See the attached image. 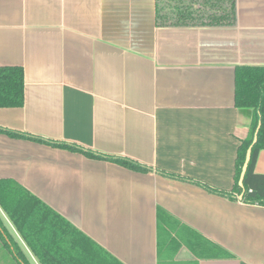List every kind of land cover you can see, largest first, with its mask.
I'll use <instances>...</instances> for the list:
<instances>
[{
	"label": "crops",
	"instance_id": "obj_1",
	"mask_svg": "<svg viewBox=\"0 0 264 264\" xmlns=\"http://www.w3.org/2000/svg\"><path fill=\"white\" fill-rule=\"evenodd\" d=\"M155 4L0 0V65L24 73V102L0 108V126L153 168L0 133V178L125 264H264V205L155 170L232 188L253 115L234 106V68L264 65V0H235L231 26H158ZM254 169L264 173V150Z\"/></svg>",
	"mask_w": 264,
	"mask_h": 264
},
{
	"label": "trees",
	"instance_id": "obj_2",
	"mask_svg": "<svg viewBox=\"0 0 264 264\" xmlns=\"http://www.w3.org/2000/svg\"><path fill=\"white\" fill-rule=\"evenodd\" d=\"M170 1L156 0V25L231 26L235 22V0H174L181 5L175 7L172 12ZM196 2L211 3L210 8L214 6L217 9H212L214 10L212 13L203 16L199 13L207 12L208 9H194L193 4ZM23 102V68L20 65H0V108L20 107ZM234 106L250 108L253 115L247 136L240 140L236 148L234 183L230 190L218 189L161 169L155 170L169 177L195 182L212 193L230 199H238L247 204L264 205V173H258L254 169L258 153L264 150V65L235 66ZM258 122L260 125L256 141L251 147L250 158L240 186L238 180L241 167ZM0 133L78 151L88 157L106 159L136 171L153 170L151 166L128 157L104 154L75 143L46 139L26 131L0 126ZM240 195L241 197L238 198ZM0 209L39 264H125L12 178H0ZM156 216L158 226L167 222L169 218L168 214L160 210L157 211ZM0 239L3 247L17 264H29L18 246L14 245L1 221Z\"/></svg>",
	"mask_w": 264,
	"mask_h": 264
},
{
	"label": "rangeland",
	"instance_id": "obj_3",
	"mask_svg": "<svg viewBox=\"0 0 264 264\" xmlns=\"http://www.w3.org/2000/svg\"><path fill=\"white\" fill-rule=\"evenodd\" d=\"M0 221L5 227L7 233L12 238L14 245L16 244L23 253L26 262L29 264H39L38 261L28 252L24 242L19 237L15 229L13 228L11 222L5 216L4 212L0 209ZM0 264H17L16 260L13 259L11 254L3 247L2 240L0 239Z\"/></svg>",
	"mask_w": 264,
	"mask_h": 264
},
{
	"label": "water",
	"instance_id": "obj_4",
	"mask_svg": "<svg viewBox=\"0 0 264 264\" xmlns=\"http://www.w3.org/2000/svg\"><path fill=\"white\" fill-rule=\"evenodd\" d=\"M259 125H260V123L258 122L256 130H255L254 135H253L252 142L249 145V147L247 148L246 153H245V159H244L243 165L241 167V172H240V176H239V180H238V184L240 186H242L243 176H244V173L246 171L247 164H248V161H249V158H250L251 147L254 144V142L256 141V136H257V131H258ZM240 197H241V195L238 198H240Z\"/></svg>",
	"mask_w": 264,
	"mask_h": 264
}]
</instances>
